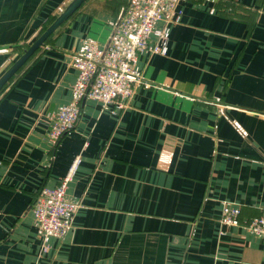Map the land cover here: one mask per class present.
<instances>
[{
	"label": "crops",
	"instance_id": "crops-1",
	"mask_svg": "<svg viewBox=\"0 0 264 264\" xmlns=\"http://www.w3.org/2000/svg\"><path fill=\"white\" fill-rule=\"evenodd\" d=\"M72 0H0V75ZM128 0H86L0 90V264H264V0H180L165 56L140 54L124 110L83 100L55 146L73 62ZM78 205L43 244L31 211L74 158ZM240 210L221 223L222 204Z\"/></svg>",
	"mask_w": 264,
	"mask_h": 264
},
{
	"label": "built area",
	"instance_id": "built-area-1",
	"mask_svg": "<svg viewBox=\"0 0 264 264\" xmlns=\"http://www.w3.org/2000/svg\"><path fill=\"white\" fill-rule=\"evenodd\" d=\"M179 2L128 0L106 45L100 47L92 39L87 41L72 64L75 81L71 100L50 120L48 137L52 146L74 129L83 100H93L103 108L113 105L121 111L128 106L138 88L148 87L136 68L138 56L166 55L170 29L180 22L181 12L176 10ZM79 164L80 158H74L55 187H41L36 192L31 211L36 236L43 244L51 238L61 237L78 209V205L67 198L66 188ZM239 214L238 207L223 203L220 221L227 226H237ZM246 228L254 235L264 237V210L249 220Z\"/></svg>",
	"mask_w": 264,
	"mask_h": 264
},
{
	"label": "water",
	"instance_id": "water-1",
	"mask_svg": "<svg viewBox=\"0 0 264 264\" xmlns=\"http://www.w3.org/2000/svg\"><path fill=\"white\" fill-rule=\"evenodd\" d=\"M86 0H72L54 21L22 52V54L0 75V90L8 80L28 61L45 40ZM123 15V14H122Z\"/></svg>",
	"mask_w": 264,
	"mask_h": 264
},
{
	"label": "trees",
	"instance_id": "trees-1",
	"mask_svg": "<svg viewBox=\"0 0 264 264\" xmlns=\"http://www.w3.org/2000/svg\"><path fill=\"white\" fill-rule=\"evenodd\" d=\"M125 8H126V5H125ZM125 8H124V9H125ZM56 17H57V16H56ZM56 17H54V18H52V19L50 20V22H49V23L43 28L42 32H43V31H44V30H45V29H46V28H47V27H48V26L54 21V19H55ZM42 32H41V33H42ZM41 33H40V34H41ZM35 196H36V194H35L34 197H33V201H34Z\"/></svg>",
	"mask_w": 264,
	"mask_h": 264
}]
</instances>
